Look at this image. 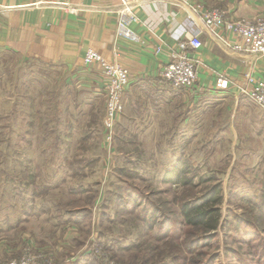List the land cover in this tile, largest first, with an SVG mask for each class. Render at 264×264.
<instances>
[{"label": "rangeland", "instance_id": "rangeland-1", "mask_svg": "<svg viewBox=\"0 0 264 264\" xmlns=\"http://www.w3.org/2000/svg\"><path fill=\"white\" fill-rule=\"evenodd\" d=\"M83 85L0 51V264H264V120L220 108L213 126L207 98L162 85L133 89L108 140ZM178 159L190 184L163 181ZM215 185L218 228L187 226L181 205Z\"/></svg>", "mask_w": 264, "mask_h": 264}, {"label": "crops", "instance_id": "crops-1", "mask_svg": "<svg viewBox=\"0 0 264 264\" xmlns=\"http://www.w3.org/2000/svg\"><path fill=\"white\" fill-rule=\"evenodd\" d=\"M26 1L0 0V51L12 50L26 58L60 65L74 79L82 81L89 91L91 88L103 91L99 66L82 63L86 51L93 49L107 61L117 62L130 72L124 108L133 89L142 92L144 88L170 87L158 74L171 50L176 48L171 33L186 27L187 32L182 38L188 40L196 36L201 43L196 50L188 49L190 58L196 63L197 82L186 93L192 100L207 98L210 101L212 108L208 110V122L214 126L215 121H219L220 108L241 111L243 113L239 115L246 120L250 118L259 123L260 119L264 120L263 112L258 107L248 106L245 97H240L237 91V84H243L247 71L264 79V55L233 50L215 37L200 19L195 17L194 25L187 19L194 4L200 9H225L230 17L252 19L264 16V0H129L136 18L129 27L142 42L117 35V22L122 13L120 0H64L43 2L42 5L38 1ZM144 23H151L154 28L150 30ZM219 75L229 82L228 88L220 92L215 90ZM222 119L223 123L229 118L223 115ZM225 128L230 131L229 126ZM240 129L247 134L246 130ZM232 133L237 135L234 128Z\"/></svg>", "mask_w": 264, "mask_h": 264}, {"label": "built area", "instance_id": "built-area-1", "mask_svg": "<svg viewBox=\"0 0 264 264\" xmlns=\"http://www.w3.org/2000/svg\"><path fill=\"white\" fill-rule=\"evenodd\" d=\"M120 3L122 13L117 22V35L133 42H142L138 34L129 27L130 22L136 19L131 12L129 0H120ZM190 9L191 13L187 18L190 24L194 25L196 17L229 48L258 56L264 55V16H256L252 19L235 18L230 17L225 9L219 7L200 9L198 4L191 5ZM144 24L150 30L154 28L151 23ZM186 32V27H180L179 32L171 33V37L176 41V48L169 53L168 61L161 67L158 76L173 88L192 90L196 86L197 70L195 61L188 54V49L196 50L201 43L196 36L188 40L183 39ZM82 63L84 66L98 65L101 71L105 96L102 127L109 140L113 136V130L123 111L124 93L131 82V74L126 67L117 62L107 61L93 49L86 51ZM228 86V79L219 75L215 90L220 92ZM237 91L264 109V79L262 77H257L254 73L247 71L244 73L243 84H237ZM20 264L33 263L22 262Z\"/></svg>", "mask_w": 264, "mask_h": 264}, {"label": "trees", "instance_id": "trees-1", "mask_svg": "<svg viewBox=\"0 0 264 264\" xmlns=\"http://www.w3.org/2000/svg\"><path fill=\"white\" fill-rule=\"evenodd\" d=\"M188 170L187 162L178 159L171 168L165 171L163 181L190 184L191 177L188 175ZM221 196L220 187L215 185L198 198L184 202L180 207L184 223L187 226L199 227L205 232H214L221 218L219 206L222 201Z\"/></svg>", "mask_w": 264, "mask_h": 264}]
</instances>
